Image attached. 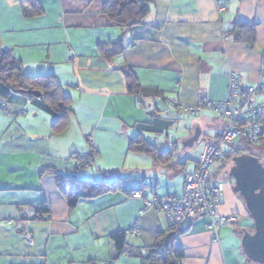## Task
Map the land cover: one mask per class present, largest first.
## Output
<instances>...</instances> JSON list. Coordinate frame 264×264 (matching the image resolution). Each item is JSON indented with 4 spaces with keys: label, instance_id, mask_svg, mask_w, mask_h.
I'll return each mask as SVG.
<instances>
[{
    "label": "crops",
    "instance_id": "obj_1",
    "mask_svg": "<svg viewBox=\"0 0 264 264\" xmlns=\"http://www.w3.org/2000/svg\"><path fill=\"white\" fill-rule=\"evenodd\" d=\"M106 1L0 0V51H11L28 77L53 76L73 107L55 131L57 118L28 96L0 98V264H141L169 226L133 193L181 195L224 127L202 101L223 99L231 72L244 87L260 81L264 0H226L223 12L217 0H152L145 23L127 29L113 24ZM236 24L255 26V38L238 42ZM117 43L124 50L110 59L99 50ZM181 104L201 110L187 113ZM135 138L155 147L158 158L129 151ZM84 155L92 157L90 166H81ZM227 166L214 164L210 185ZM53 172L114 187L71 210ZM217 211L246 219L217 234L207 218L192 221L175 242L182 264H257L243 252L239 231L252 233L251 217L231 185ZM135 225L142 234L126 236L122 255L114 237Z\"/></svg>",
    "mask_w": 264,
    "mask_h": 264
},
{
    "label": "built area",
    "instance_id": "obj_2",
    "mask_svg": "<svg viewBox=\"0 0 264 264\" xmlns=\"http://www.w3.org/2000/svg\"><path fill=\"white\" fill-rule=\"evenodd\" d=\"M225 3L226 0L216 1L219 12L225 10ZM228 79V91L223 99L202 101L208 111L223 120L224 127L217 140L205 146L196 171L186 178L182 194L147 198L138 191L132 195L142 200L146 209H153L165 216L169 231L173 234L175 241L185 233L188 225L199 217L208 219L207 228L214 234H217L223 227L238 228L246 219L242 215L218 213L217 209L223 203L225 196V184L218 181L210 185V178L214 164L223 162L234 155L237 157L239 150H242L245 155L249 147L257 148L262 144L264 105L258 104V96L264 93V71L261 72L259 83L254 86L244 87L236 72H231ZM138 99L141 104L143 96H139ZM178 107L187 113L201 110L199 107L184 104ZM2 109L8 115L13 114L8 106H3ZM90 158V155H84L81 160L87 162ZM141 234L142 231L138 225L126 232V236L132 237H139ZM24 241L27 246H33L32 233L26 231ZM121 254L126 255L127 253L123 251Z\"/></svg>",
    "mask_w": 264,
    "mask_h": 264
},
{
    "label": "trees",
    "instance_id": "obj_3",
    "mask_svg": "<svg viewBox=\"0 0 264 264\" xmlns=\"http://www.w3.org/2000/svg\"><path fill=\"white\" fill-rule=\"evenodd\" d=\"M151 3L152 0H107L104 5V12L109 16L113 24L127 29L145 23L144 18L150 12ZM41 13V8H38L33 14L40 15ZM231 33L238 42L243 41V35H248L254 39L255 26L236 24ZM99 50L105 58L110 59L113 55L121 53L124 48L122 43L113 45L101 44ZM128 79L131 88L136 89L138 85L135 78L129 75ZM20 90L40 92L42 95L40 98L26 96L37 102L44 111L57 118V122L54 125L55 131L61 130L66 126L67 118L73 112L72 100L63 92L62 87L56 79L53 76L28 77L24 74L21 63L13 58L11 51H0V98L9 100L13 94H20L17 93ZM139 96L140 94L138 98ZM129 151L147 154L155 159L158 158L159 154L155 147L140 138H135L131 141ZM243 154V151L239 150L237 156ZM245 155H252L258 158L264 165V139L259 147H249ZM235 157L236 155L228 157L226 162L232 164ZM91 159L92 157L87 162L81 163V166H90L92 164ZM53 174L56 176L57 186L67 198L71 210H74L83 200L94 199L100 196L105 192L103 189L106 188L105 190L108 192L112 191L114 187L107 188V185L104 183L63 177L56 172H53ZM253 232L254 227L252 228ZM125 238L126 233L118 234L114 237L117 247L121 252L125 251ZM175 242L173 234L170 231L160 234L156 244L146 249L145 253L141 255V264H182L185 255L183 251L175 247Z\"/></svg>",
    "mask_w": 264,
    "mask_h": 264
},
{
    "label": "water",
    "instance_id": "obj_4",
    "mask_svg": "<svg viewBox=\"0 0 264 264\" xmlns=\"http://www.w3.org/2000/svg\"><path fill=\"white\" fill-rule=\"evenodd\" d=\"M17 93L40 98L38 91L20 90ZM229 176L235 180L234 192L240 194L254 222V232H243L242 248L246 257L264 264V165L252 155L233 159Z\"/></svg>",
    "mask_w": 264,
    "mask_h": 264
},
{
    "label": "rangeland",
    "instance_id": "obj_5",
    "mask_svg": "<svg viewBox=\"0 0 264 264\" xmlns=\"http://www.w3.org/2000/svg\"><path fill=\"white\" fill-rule=\"evenodd\" d=\"M232 166H233V163L232 164L228 163V166H227L228 168L226 167V171L224 173L221 171L220 174L216 175V177L218 178V179H216L217 180L216 182H218V181L223 182L225 184V189H226L227 185H231V188L234 191L235 180L229 176L230 169L232 168ZM248 223L250 224V226H252V228L254 227V222H253L252 218H250L248 220ZM244 231H245V229L241 228V230L239 232L241 234H243Z\"/></svg>",
    "mask_w": 264,
    "mask_h": 264
}]
</instances>
